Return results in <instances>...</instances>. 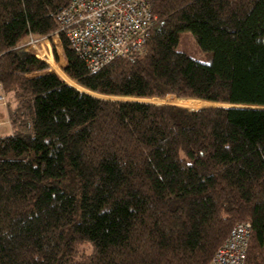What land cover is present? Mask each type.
<instances>
[{
	"label": "trees",
	"instance_id": "1",
	"mask_svg": "<svg viewBox=\"0 0 264 264\" xmlns=\"http://www.w3.org/2000/svg\"><path fill=\"white\" fill-rule=\"evenodd\" d=\"M66 3L0 0V264H207L244 220V264H264V107L223 105L264 106V0H152L143 49L96 70L60 31L53 64L77 88L10 49Z\"/></svg>",
	"mask_w": 264,
	"mask_h": 264
},
{
	"label": "built area",
	"instance_id": "2",
	"mask_svg": "<svg viewBox=\"0 0 264 264\" xmlns=\"http://www.w3.org/2000/svg\"><path fill=\"white\" fill-rule=\"evenodd\" d=\"M151 1L67 0L55 16L58 28L47 33L29 30L10 49L22 48L43 59L51 53L49 38L59 40L63 31L87 67L96 70L118 55L143 49L145 31L154 17ZM4 103L0 84V104ZM250 231L249 221L235 222L207 264H244Z\"/></svg>",
	"mask_w": 264,
	"mask_h": 264
},
{
	"label": "rangeland",
	"instance_id": "3",
	"mask_svg": "<svg viewBox=\"0 0 264 264\" xmlns=\"http://www.w3.org/2000/svg\"><path fill=\"white\" fill-rule=\"evenodd\" d=\"M44 42H46V40H44L42 43H44ZM49 42H50V45H51L52 56H51V53H48L47 55H43L44 58L46 57V61L49 64L46 63V66L43 69L27 72L26 75L32 76V75H35V74H38V73L52 71V68L50 67V64H51L55 68L57 73L60 74L65 79V81L68 84L74 85L77 88V86L75 84H73L72 82H70L67 79V77L65 75H63L62 72L58 68H56V66H54V64H53V63H55V64L58 63L62 70H63V66L65 65V56L63 54V50H62V47H61L60 40L53 41V40H51L49 38ZM176 48L186 52L191 57H193V58H195L197 60H200V61L208 62L211 59V55H212L211 51L201 49L197 45L193 35L191 34V32L189 30H181L179 32ZM78 89L79 90H84V89H80V88H78ZM84 91H86V90H84ZM2 92H3V90H2ZM91 94H94V93H91ZM94 95H99V94H94ZM99 96L112 97V98H115V97L116 98H125V97H118V96H115V95H111V96L99 95ZM130 97H128V99H138V100L150 101V102H155V103H164V99L160 98V97H158V98L154 97V96L142 97V98L134 97V96H130ZM4 100L6 101L5 96H4ZM167 101L175 103V104L185 105L186 107H193V108L198 107L199 105H203V104L207 105L208 104V102H205V101H202V100H197V99L179 100V99L174 98V97H169L167 99ZM210 104H222V103L210 102L208 105H210ZM255 106H263V105H255ZM6 114L7 113H6V109H5V103L4 104H0V135L8 134L11 131Z\"/></svg>",
	"mask_w": 264,
	"mask_h": 264
},
{
	"label": "water",
	"instance_id": "4",
	"mask_svg": "<svg viewBox=\"0 0 264 264\" xmlns=\"http://www.w3.org/2000/svg\"><path fill=\"white\" fill-rule=\"evenodd\" d=\"M84 91V90H83ZM87 92V91H86ZM116 98V97H115ZM126 98H128V97H126ZM131 98V97H130ZM164 103H168V102H164ZM172 104H174V103H172ZM209 104V103H208ZM207 104V105H208ZM203 105H205V104H203ZM203 105H199V106H203ZM224 105H240V106H254V107H264V106H255V105H249V104H232V103H226V104H224ZM198 106V107H199ZM186 107V106H185ZM190 108H193V107H190Z\"/></svg>",
	"mask_w": 264,
	"mask_h": 264
},
{
	"label": "bare ground",
	"instance_id": "5",
	"mask_svg": "<svg viewBox=\"0 0 264 264\" xmlns=\"http://www.w3.org/2000/svg\"><path fill=\"white\" fill-rule=\"evenodd\" d=\"M42 56H43V55H42ZM43 59L46 60V57L44 58V56H43ZM43 59H42V60H43Z\"/></svg>",
	"mask_w": 264,
	"mask_h": 264
},
{
	"label": "crops",
	"instance_id": "6",
	"mask_svg": "<svg viewBox=\"0 0 264 264\" xmlns=\"http://www.w3.org/2000/svg\"><path fill=\"white\" fill-rule=\"evenodd\" d=\"M10 130H11V128H10ZM11 132V131H10ZM3 135V134H2Z\"/></svg>",
	"mask_w": 264,
	"mask_h": 264
}]
</instances>
